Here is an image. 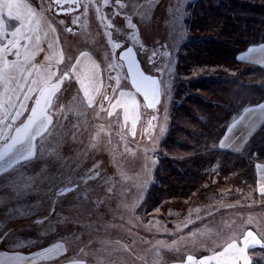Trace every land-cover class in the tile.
Instances as JSON below:
<instances>
[{"label": "rangeland", "instance_id": "rangeland-1", "mask_svg": "<svg viewBox=\"0 0 264 264\" xmlns=\"http://www.w3.org/2000/svg\"><path fill=\"white\" fill-rule=\"evenodd\" d=\"M192 1L122 0L121 8L115 0H80V10L64 20L48 0H0V49L21 29L17 48L0 52V69L5 60L15 62L6 71L19 78L0 84V148L25 121L40 89L68 74L48 107L52 124L47 139L36 138V155L29 167L21 168L23 178L9 173L0 179V253L25 254L41 250L44 242L47 247L67 242L68 252L72 248L71 253H80L85 263L112 259L118 264H185L189 255L197 260L212 257L233 240L242 246L239 241L248 232L264 239L261 165L262 197L253 207L246 202H186L176 205L180 208L170 204L164 211H149L142 204L169 128L177 49L188 35L185 19ZM9 12L20 19H11ZM127 46L136 51L144 72L160 80L161 100L155 108L145 107L128 82L118 58ZM261 105L241 113L229 125L227 139L236 141L251 116L264 115ZM241 145L239 138L237 147ZM30 177L36 178L31 187ZM71 186L75 188L58 195ZM238 256L230 250L222 259L224 264L244 263ZM245 257L249 259L248 253Z\"/></svg>", "mask_w": 264, "mask_h": 264}, {"label": "trees", "instance_id": "trees-1", "mask_svg": "<svg viewBox=\"0 0 264 264\" xmlns=\"http://www.w3.org/2000/svg\"><path fill=\"white\" fill-rule=\"evenodd\" d=\"M188 6L169 128L142 204L149 211L186 202L253 207L262 197L258 166H264V120L239 151L219 147V140L244 109L264 102V67L237 58L264 43V0H193ZM246 253L247 264H264L260 245Z\"/></svg>", "mask_w": 264, "mask_h": 264}, {"label": "snow or ice", "instance_id": "snow-or-ice-1", "mask_svg": "<svg viewBox=\"0 0 264 264\" xmlns=\"http://www.w3.org/2000/svg\"><path fill=\"white\" fill-rule=\"evenodd\" d=\"M56 3H60L61 0H55ZM68 3H76L79 5L80 0H66ZM91 2V0H90ZM108 3V0H105V4ZM115 4L119 7L123 8L124 5L122 4V0H115ZM7 7H26V5L22 4H16V5H6ZM87 6L85 5V8ZM29 15H34L31 9H28ZM118 13L114 12L113 15H116ZM9 17L11 19H20L19 16H12L11 12L8 13ZM79 19V17H77ZM109 28H112L113 25L109 23L107 25ZM22 27L24 25L22 24ZM71 31V29H69ZM21 32V29H16L15 32L12 33L13 40L10 42V44L3 45V48L0 49V52H11L13 48H17L18 41L15 39L16 35ZM109 38H111L112 33L109 32L107 34ZM2 43V41H0ZM117 47H120V45H116ZM249 51H254V49H249ZM17 54L18 51H17ZM133 54V50L131 48H127L126 52H121L119 58L121 60H124L126 56H131ZM82 56L86 55V53H81ZM155 55V53H153ZM47 59V58H46ZM238 59H244V57H239ZM62 61H57V63H60ZM77 63H79V58H77ZM15 62H12V65L9 64L6 60L4 61V68L0 69V84H5L6 82H10L13 80L18 81V77L16 76H10L7 74V68L10 66H14ZM111 66V65H110ZM75 67V65H73ZM131 65L129 66L131 70ZM21 73L25 72V69H19ZM31 75V72L29 71L27 75H24L22 78L24 80L28 79V76ZM51 76H55V73H51ZM68 78V74L65 72L61 76L56 77V83L52 84L50 87V90L48 91V94L45 95V90H40V96L43 97V105L41 104V99L37 98L35 101L36 106H33L31 108V115L28 117L27 123L23 125L22 128H17L16 133L17 135L12 137V143L8 144L7 147L4 149V151L0 152V179L7 178L6 174H15V173H21V168H27L30 166L31 161L34 159L36 155V146L33 144V141L36 140L37 137L40 138L41 142L45 141L47 139V136L45 133L49 132V125L52 124V118L51 115L48 114V106L52 104V97L60 91V86L63 84L64 80ZM147 85L153 86L152 92H153V99L156 98L159 92V88L157 85V82L147 76H144L143 74H140V81L139 83L134 82V87L139 92ZM18 87L23 90V86L20 84H17ZM28 91H32V89L29 87ZM142 94L145 97V100H148L149 93L147 91H143ZM120 95H124L123 92L120 93ZM25 98H31L27 96V93H25ZM105 99H109L107 96H105ZM4 103H7V101H4ZM118 103V100H117ZM2 106V105H0ZM22 107L24 105H21ZM89 106H91V102L89 103ZM117 105L114 104L113 107L115 108ZM153 105L151 103L147 104V107H152ZM261 109H264V105L260 106ZM246 111H254L253 109H246ZM114 113L109 112V116H112ZM16 115H22L17 110ZM8 127H11L9 125ZM22 133V135H21ZM134 135V133H133ZM0 138H4L3 136H0ZM19 146V147H17ZM224 144L221 142V147H223ZM13 149H15V152H13ZM21 178H23V175L21 173ZM29 180L31 181V184L28 185L29 187L34 186L35 184V177H30ZM71 189H64L58 195L65 194L66 191H69ZM262 194H264V188L261 189ZM23 214V213H19ZM238 246L237 241L233 240L232 243L228 244L227 247L224 248L222 252L216 253L212 257H205L203 259L197 260L194 256L189 255L187 257V261L185 264H211L212 261H216V264H224L223 259L226 257L230 250H235L239 253L238 259H242L245 261V264H247V260L245 257L246 250L248 248L253 247L254 245H260V247L264 248V244L261 243L259 239H257L252 232H248L246 235L243 236V238L239 241ZM56 247H60L59 245ZM46 252H52L53 249H46ZM16 257H9V260H15ZM0 264H5V261L3 259H0Z\"/></svg>", "mask_w": 264, "mask_h": 264}, {"label": "crops", "instance_id": "crops-1", "mask_svg": "<svg viewBox=\"0 0 264 264\" xmlns=\"http://www.w3.org/2000/svg\"><path fill=\"white\" fill-rule=\"evenodd\" d=\"M249 49H254V51H249ZM239 57H244V59H239L240 61L249 62L264 67V43L248 47L245 51L237 55V58ZM260 104L264 105V102ZM246 109H244L242 113H245ZM263 120H264V115L263 114L261 115V113H258L255 116H251L250 122L247 125L246 129L243 132L238 133L239 135H237L236 141H231L230 138L227 139L231 127L230 126L222 138L223 140L222 142L225 143V145L221 148L228 149L231 151H239L242 148L243 144L247 141L249 136L261 123L254 130L249 129V126L253 124H257L258 122H262ZM233 122L231 123L232 125ZM239 138L242 141L241 147L239 146L237 147ZM226 139L228 140V142L226 141ZM93 240H95V238L91 239L90 241ZM63 243L64 244L59 245L60 247H56L58 243L54 246L47 247V243L44 242L41 250H33L25 254L13 252L12 250L4 251L0 253V259H3L5 261V264H118L116 261L112 259H105V262L102 261L101 263L90 262V260H87L88 262L85 263L84 258H82L80 253L78 252L71 253L72 248H70V252H68L69 248L67 242H63ZM46 249H53L54 251L46 252L45 251ZM89 251L91 252V249ZM9 257H16L17 259L9 260Z\"/></svg>", "mask_w": 264, "mask_h": 264}, {"label": "water", "instance_id": "water-1", "mask_svg": "<svg viewBox=\"0 0 264 264\" xmlns=\"http://www.w3.org/2000/svg\"><path fill=\"white\" fill-rule=\"evenodd\" d=\"M51 1H52L53 5H54L53 6V11L57 15H61V14L68 15V14L73 13L74 11H77L79 9V5H77L76 3H68V2L66 3L64 0H61L60 3H56L55 0H51ZM127 48H131L133 50V54L130 57L126 56L124 60H121L119 58L120 53L121 52H126ZM118 58L123 63V66H124V69H125V72H126V75H127V78H128V82H129L131 88L141 97L145 107H147V104L151 103L153 106L152 107H147V108H149V109L155 108L159 104V102L161 100V86H160L159 78L157 76L149 75V74L144 72V70L142 69L141 64H140V62H139V60L137 58V54H136V52H135V50H134V48L132 46H128V47L122 49L118 53ZM130 65L132 66L131 70L129 68ZM140 74H143L144 76L150 77V78L154 79L157 82V85H158V88H159V92H158V95L156 96L155 99H153V92H152L153 86L147 85L144 88H142V90L139 91V92L134 87V82L139 83V81H140ZM50 87H51V85H46V86L41 88V89L45 90V95L48 94V91L50 90ZM143 91H147L149 93L148 100H145V97L142 94ZM53 97H52V99H53ZM37 98L41 99V104L43 105V97L40 96V91L38 92V94L36 96V99ZM36 99H35V101H36ZM35 101H34L33 106H36ZM29 115H31V110H30L27 118L21 124V126L19 128H22L23 125L25 123H27ZM16 135H17V133H16V130H15V132L11 136V138L4 145H2V147L0 148V152L4 151V149L7 147L8 144L12 143V137H14ZM21 135H22V133H21ZM34 142H35V140L33 141V144H34ZM17 147H19V146H17ZM13 152H15V149H13ZM74 188H75V186H71V187H66L64 189L73 190ZM63 190H61V191H63ZM71 190H69V191H71ZM69 191H66L65 193H68Z\"/></svg>", "mask_w": 264, "mask_h": 264}, {"label": "flooded vegetation", "instance_id": "flooded-vegetation-1", "mask_svg": "<svg viewBox=\"0 0 264 264\" xmlns=\"http://www.w3.org/2000/svg\"><path fill=\"white\" fill-rule=\"evenodd\" d=\"M51 4H52V11H53V3H52V1L51 0H48ZM65 2H66V0H64ZM67 3V2H66ZM80 7H81V3L79 2V9H78V11L80 10ZM78 11H74L73 13H70V14H68V15H65V14H61V15H57V14H55L54 13V11H53V13L57 16V17H60V18H63L64 20H66V19H69V18H71L72 16H73V14H75V13H77ZM69 29L70 28H66V30L67 31H69ZM128 47V46H127ZM126 48V47H125ZM124 68V67H123ZM124 71H125V69H124ZM126 73V72H125ZM127 76V75H126Z\"/></svg>", "mask_w": 264, "mask_h": 264}]
</instances>
